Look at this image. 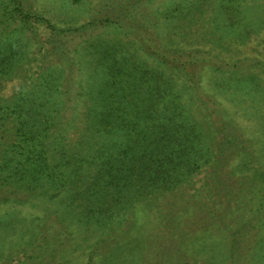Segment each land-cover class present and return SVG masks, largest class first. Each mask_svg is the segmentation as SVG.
Wrapping results in <instances>:
<instances>
[{"label": "rangeland", "instance_id": "rangeland-1", "mask_svg": "<svg viewBox=\"0 0 264 264\" xmlns=\"http://www.w3.org/2000/svg\"><path fill=\"white\" fill-rule=\"evenodd\" d=\"M0 264H264V0H0Z\"/></svg>", "mask_w": 264, "mask_h": 264}, {"label": "trees", "instance_id": "trees-1", "mask_svg": "<svg viewBox=\"0 0 264 264\" xmlns=\"http://www.w3.org/2000/svg\"><path fill=\"white\" fill-rule=\"evenodd\" d=\"M130 112L128 111V114H129ZM109 152H108V157L110 158V160H112L113 158V153L111 152V149H109L108 150ZM39 154H37V157H38V161H39V163L37 164L35 161H34V163H35V165H37V166H39V167H44L45 165H46V161H45V157H44V149H41L40 148V150H39ZM123 155H126V152H125V154H123ZM130 155V154H129ZM128 155V156H129ZM114 157H115V155H114ZM117 157V156H116ZM112 165H114V164H112ZM111 165V166H112ZM105 167H107L108 165H104ZM110 166V165H109ZM103 183H105V184H110V183H112V181H111V174L110 175H108V176H105V179L102 181V184ZM113 187H114V184H111Z\"/></svg>", "mask_w": 264, "mask_h": 264}]
</instances>
